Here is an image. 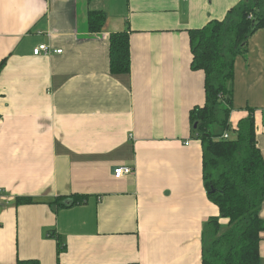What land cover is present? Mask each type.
<instances>
[{"label":"crops","instance_id":"0c3cea01","mask_svg":"<svg viewBox=\"0 0 264 264\" xmlns=\"http://www.w3.org/2000/svg\"><path fill=\"white\" fill-rule=\"evenodd\" d=\"M243 1L0 0V264H202L220 210L192 131L206 89L190 30ZM92 10L106 14L97 32ZM117 31L129 34L127 73L111 72ZM40 44L62 52L36 55ZM230 87V124L253 112L264 157V28L236 56ZM122 165L133 171L117 178Z\"/></svg>","mask_w":264,"mask_h":264},{"label":"trees","instance_id":"16d2710c","mask_svg":"<svg viewBox=\"0 0 264 264\" xmlns=\"http://www.w3.org/2000/svg\"><path fill=\"white\" fill-rule=\"evenodd\" d=\"M105 20L104 12L89 11L91 31H100ZM259 28H264V0H244L223 20L214 19L202 28L190 30L192 68L204 71L206 89L205 104L191 110L192 131L203 145V178L208 197L220 210L219 216L209 218L205 224L202 264H261L264 157L257 143L254 113L242 119L237 128H232L229 121L235 58ZM5 61L0 63V71ZM110 67L115 74L131 69L127 31L110 35ZM226 132L227 138L223 137ZM73 197L77 198L72 203L81 200ZM64 200L60 198L55 203L65 206ZM33 201L26 196L16 198L17 204ZM51 235L56 236L54 232ZM18 264L39 262L19 260Z\"/></svg>","mask_w":264,"mask_h":264},{"label":"built area","instance_id":"2783aa9c","mask_svg":"<svg viewBox=\"0 0 264 264\" xmlns=\"http://www.w3.org/2000/svg\"><path fill=\"white\" fill-rule=\"evenodd\" d=\"M53 52L61 53L62 49H53L52 46H50L49 44H40L39 46H37L34 49V54H36V55H39L41 53L51 54ZM223 137H225V138L229 137V133L226 132L223 135ZM189 143H190V141L186 142L187 145ZM132 171H133V168L130 167V166H125V165L117 166L114 169V176L117 177V178H121V177H123L125 175H128V174L132 173Z\"/></svg>","mask_w":264,"mask_h":264},{"label":"water","instance_id":"95a60500","mask_svg":"<svg viewBox=\"0 0 264 264\" xmlns=\"http://www.w3.org/2000/svg\"><path fill=\"white\" fill-rule=\"evenodd\" d=\"M197 124H195V126H196Z\"/></svg>","mask_w":264,"mask_h":264}]
</instances>
